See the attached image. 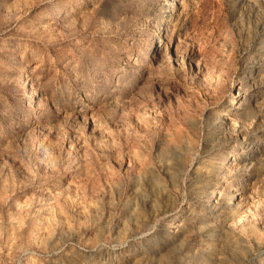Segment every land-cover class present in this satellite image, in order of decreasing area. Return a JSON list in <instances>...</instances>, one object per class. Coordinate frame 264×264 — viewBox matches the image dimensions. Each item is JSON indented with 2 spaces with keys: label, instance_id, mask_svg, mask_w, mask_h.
<instances>
[{
  "label": "rangeland",
  "instance_id": "rangeland-1",
  "mask_svg": "<svg viewBox=\"0 0 264 264\" xmlns=\"http://www.w3.org/2000/svg\"><path fill=\"white\" fill-rule=\"evenodd\" d=\"M0 264H264V0H0Z\"/></svg>",
  "mask_w": 264,
  "mask_h": 264
}]
</instances>
